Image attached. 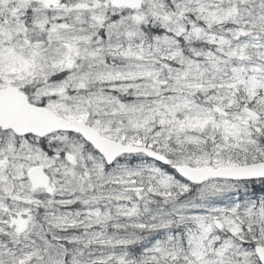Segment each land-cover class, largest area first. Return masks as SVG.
Segmentation results:
<instances>
[{
	"label": "snow or ice",
	"instance_id": "1",
	"mask_svg": "<svg viewBox=\"0 0 264 264\" xmlns=\"http://www.w3.org/2000/svg\"><path fill=\"white\" fill-rule=\"evenodd\" d=\"M0 264H264V0H0Z\"/></svg>",
	"mask_w": 264,
	"mask_h": 264
}]
</instances>
